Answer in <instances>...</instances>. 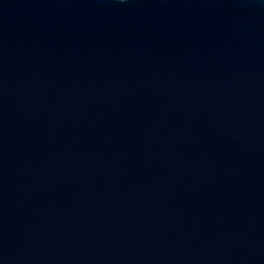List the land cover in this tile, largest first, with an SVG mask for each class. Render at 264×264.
Listing matches in <instances>:
<instances>
[{
  "label": "water",
  "instance_id": "1",
  "mask_svg": "<svg viewBox=\"0 0 264 264\" xmlns=\"http://www.w3.org/2000/svg\"><path fill=\"white\" fill-rule=\"evenodd\" d=\"M0 264H264V0H0Z\"/></svg>",
  "mask_w": 264,
  "mask_h": 264
}]
</instances>
